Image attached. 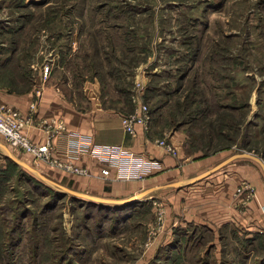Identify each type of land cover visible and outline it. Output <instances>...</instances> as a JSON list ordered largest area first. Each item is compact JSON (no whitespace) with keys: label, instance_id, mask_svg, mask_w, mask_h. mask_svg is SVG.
Here are the masks:
<instances>
[{"label":"rangeland","instance_id":"obj_1","mask_svg":"<svg viewBox=\"0 0 264 264\" xmlns=\"http://www.w3.org/2000/svg\"><path fill=\"white\" fill-rule=\"evenodd\" d=\"M86 81L125 115L142 103L153 126L185 131L188 155L264 162V0H0V84L80 93ZM242 160L264 187L261 163ZM243 186L253 202L258 188ZM48 187L60 191L0 149V264H264L259 231H229L212 254L192 224L167 241L161 195L99 209Z\"/></svg>","mask_w":264,"mask_h":264},{"label":"crops","instance_id":"obj_2","mask_svg":"<svg viewBox=\"0 0 264 264\" xmlns=\"http://www.w3.org/2000/svg\"><path fill=\"white\" fill-rule=\"evenodd\" d=\"M117 99L118 96L110 94L109 89L103 93L98 81H86L80 93L78 90L67 93L54 83L44 86L37 83L33 89L18 92L11 91L8 84H0V107L8 106L20 112L26 121L24 132L28 138L37 146L52 140L53 157L84 168L85 174L52 167L46 161L37 160L31 153L11 149L13 147L3 141L16 158L33 168L31 164H37L39 169H35L42 175L58 184L64 181L68 185L66 187L76 192L106 200H126L146 191L150 193L142 199L153 194L161 195L166 217L162 237L166 234L169 242L175 239V230L186 224L208 231L209 245L212 246L210 254L214 247V253L221 249L222 242L228 240L229 231L239 232V229L246 228L251 233L259 231L264 234V212L255 205L259 203L264 209V187L256 168L251 166L253 164L242 160L249 158L236 159L192 183L230 157L188 155L185 131L161 130L157 125L153 126V122L149 131L138 125L137 134L129 135L122 124L125 112L122 104L116 103ZM61 123L65 131H61ZM164 139L175 146L178 156H173L159 145L158 141ZM96 145L121 147L135 154L138 158L135 173L144 168L141 160L154 162L155 167L144 168L147 172L144 180L119 178L117 168L108 169L107 176L103 173L106 166L91 153ZM42 167L48 168L50 174L43 173ZM247 181L258 188L253 202L247 197L249 190L243 186ZM176 183L182 186H173ZM250 207L255 210L252 214L249 213ZM178 241L183 243L180 236Z\"/></svg>","mask_w":264,"mask_h":264},{"label":"built area","instance_id":"obj_3","mask_svg":"<svg viewBox=\"0 0 264 264\" xmlns=\"http://www.w3.org/2000/svg\"><path fill=\"white\" fill-rule=\"evenodd\" d=\"M47 71H49V67H46V72ZM137 86L142 90L144 89L141 82H138ZM122 124L126 132L132 136L137 134L138 125H141L145 131H149L152 124V116L148 106L139 103L134 113L122 116ZM25 125L26 121L23 119L20 112L7 106L0 108V135L3 136L7 144L13 148L33 154L37 160L46 161L52 167L66 170L74 174L82 175L86 173L84 168H79L72 163H66L54 158L52 140H49L47 144L42 146L35 145L25 134ZM60 129L61 131L66 130L62 123ZM158 143L173 156H178V150L167 139L158 141ZM91 153L101 164L106 166L107 169L103 171L105 175H109L108 169L117 168L118 177L127 181L144 180L147 173L144 168L147 167L151 169L155 167L156 164L151 161L141 160L144 168L139 173H135L134 167L136 162H138V158L135 154L128 152L124 148L109 145H96Z\"/></svg>","mask_w":264,"mask_h":264},{"label":"water","instance_id":"obj_4","mask_svg":"<svg viewBox=\"0 0 264 264\" xmlns=\"http://www.w3.org/2000/svg\"><path fill=\"white\" fill-rule=\"evenodd\" d=\"M0 147H2L6 152H7V157L9 159H11L12 161H14L15 163H17L18 165H20L21 167H23L24 169L29 170L31 173L37 175L40 180H42L45 183L50 184L53 187H56L58 190H60L61 192H63L64 194L70 195L72 198L75 199H80V200H84V201H89V202H93V203H97L100 205H128L130 203H134V202H138L140 201L143 197H145L147 194H149V191L146 192H142L134 197H131L130 199H126V200H106V199H101V198H96L90 195H85L79 192H76L75 190L66 187L64 185L58 184L50 179H48L47 177H45L44 175H42L39 171H37L35 168H33L32 166H30L29 164L25 163L24 161L16 158L11 151L8 149V147L0 142ZM239 158H249V159H253L256 160L257 162L261 163V165L263 166L264 169V162L258 158L253 156L250 153H242V154H235L232 157H230L229 159H227L226 161H224L223 163H221L220 165H218L216 168H214L213 170L207 172L206 174L197 177L196 179H194L192 181V183L205 178L206 176L210 175L211 173L221 169L222 167H224L225 165L235 161L236 159ZM173 186H182L180 183H176Z\"/></svg>","mask_w":264,"mask_h":264},{"label":"trees","instance_id":"obj_5","mask_svg":"<svg viewBox=\"0 0 264 264\" xmlns=\"http://www.w3.org/2000/svg\"><path fill=\"white\" fill-rule=\"evenodd\" d=\"M6 84V83H5ZM105 84V83H104ZM118 89V91H120L121 92V90H119V88H117ZM107 90L108 89H105L104 87H103V93L105 92H107ZM125 91V90H124ZM123 90H122V92L123 93H125V94H128V95H130L131 93L129 92V91H126V92H124ZM116 103H118V102H116ZM153 114L155 113H157L156 111H154V112H152ZM154 116V115H153ZM154 118H155V120L153 121L154 123H156V122H158L160 119L159 118H157V116L155 115L154 116ZM163 130V129H162ZM9 161H11L12 163H14V165H16V166H20V165H18L17 163H15L14 161H12L11 159H9ZM21 167V166H20ZM48 190H50L55 196H57V195H60L61 197H65V196H67V194H64L63 192H58V191H56V190H52L50 187H48ZM74 199V200H73ZM72 200L73 201H75V202H81L82 203V205H84L86 202H84V200H80V199H75V198H72ZM137 202H134L132 205H134V204H136ZM87 206H93V207H97V208H99V209H102V208H105V207H107V206H109V205H100V204H97V203H93V202H87ZM127 206V205H126ZM176 244L177 245H179V244H181V242L180 241H178V242H176ZM208 256V255H207ZM203 260H204V262H205V264H209V262H208V258L207 257H205V258H203L202 260H201V262H203Z\"/></svg>","mask_w":264,"mask_h":264},{"label":"bare ground","instance_id":"obj_6","mask_svg":"<svg viewBox=\"0 0 264 264\" xmlns=\"http://www.w3.org/2000/svg\"><path fill=\"white\" fill-rule=\"evenodd\" d=\"M83 194V193H82ZM85 195H87V194H85Z\"/></svg>","mask_w":264,"mask_h":264}]
</instances>
